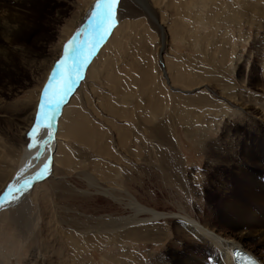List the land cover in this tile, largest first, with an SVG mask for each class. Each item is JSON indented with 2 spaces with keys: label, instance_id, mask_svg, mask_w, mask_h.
Wrapping results in <instances>:
<instances>
[{
  "label": "rangeland",
  "instance_id": "374dc122",
  "mask_svg": "<svg viewBox=\"0 0 264 264\" xmlns=\"http://www.w3.org/2000/svg\"><path fill=\"white\" fill-rule=\"evenodd\" d=\"M95 1L97 0L37 1L34 17L36 27L24 43L26 47L33 50V56L32 54L30 57L17 56L16 70H12L10 74H1L4 92L3 100L0 102V141H6L10 137L18 139V125L31 112L33 99L41 94V101L43 100V91L50 82L49 66L53 57L59 54L57 48L62 42L65 31L72 30L78 16L84 10L90 9ZM181 1L122 0L119 18L123 26L131 25L134 33L127 35L125 33L119 38L121 49L114 42L105 53L104 61L98 64L97 77L88 79L78 95L79 105L83 111L98 128L109 135L106 147L112 152L116 151V155L120 154L116 156L119 157V161L115 162V159L105 155H93L82 144L62 138V143L68 142L73 149L76 166L74 169L65 170L61 165V168L56 167V179L51 178L33 189L26 198L29 206H27L28 211H25L26 217L23 224L18 223L15 214L8 216L5 214L8 211L0 214V247L4 248V252L0 250L3 264H159L161 255L171 250L170 242L173 235L171 230L175 229L176 225L175 222L170 221H165L160 226L171 232H163L164 234L154 237L149 242V246L143 243L132 244L129 238L122 237H111L109 243L105 241L100 242L99 245H90L81 239L68 237V228H78L81 222L95 224L94 222L98 223L97 220L102 217L106 220L108 216L131 215L128 210H124L125 207L115 204L103 195H97L93 189L86 186L87 182L82 172L88 171L89 168L93 169L94 162L102 161L103 167L118 168L123 167V163L129 160L133 169L128 167L127 176L131 177L132 182L136 183L137 178L141 177L147 182L150 177L160 179V172L153 168H148L147 176H141L140 166L133 165L136 163V156L129 152L131 141L136 138L135 135H142V138L146 135L139 116L141 109H145L149 101L156 97L160 98L158 94L151 92L154 79L168 93V98L171 97L170 107L165 112L163 120L166 121L167 127L170 128L178 143H176L178 148L183 153L187 163V169L185 168L184 172L187 171L186 173L189 174L187 175L189 182L185 185L180 184L175 192L171 189L172 197L163 196L151 182L147 183L152 190L154 189V193H157L155 199L151 197L147 199L146 191L141 190L139 194L147 199L146 204L160 212L177 214L188 212L194 217H204L206 210L211 208L210 210L215 212L208 219L212 226L227 229L222 222L224 219L219 217L221 212L226 210L222 205L226 194L233 191L237 197L239 195L249 197L250 192L242 191L239 179L227 170V156L231 145L239 151L251 147L252 154L257 153L258 150L263 152L262 128L253 122L250 123L252 120H249L247 115L225 116L220 124L212 123L211 128L204 127L205 124L204 126L194 124L195 119H192L193 121L189 124L183 122L176 111L179 103L176 104V99L171 94L185 88L181 85H174L175 87L171 88L169 77L164 70L168 69L170 62L186 60L193 72L200 74L203 72V75L205 74L208 78L207 81L196 86V94L207 89L210 96L217 99L216 97L223 91V84L213 82L212 76L216 77L215 75L218 74L221 75V79L224 78L225 83L228 80V83L234 82L237 89L242 87L243 81H249L246 90L262 98L264 96V66L258 61L260 58H256V53L264 55V6L258 3L248 4L249 8L241 28L243 34L249 37L248 42L240 41L239 30L236 26L232 27L233 34L236 36L233 51L237 57L235 56L236 58L232 60L234 63L230 69L234 73L229 74L225 66L220 64L221 62L218 65H216L217 62L213 63L216 48L214 44H220L221 34L218 37L212 36L209 40L204 39L196 49L179 38L174 39L173 36H178L174 28L177 27L175 22L178 21L180 25V16L185 12L183 19L190 18L189 13L183 9L186 6L184 0ZM262 3L264 4V0ZM225 25L224 22L220 24L221 33ZM181 26L183 27V23ZM205 27L208 31L205 37H208L215 29V24L208 22ZM149 34L153 36L152 40L148 39ZM208 42H210L211 51L207 45ZM37 60L43 62L41 68H38ZM144 71L148 75L146 78H144L146 75ZM117 75L121 80L115 85L110 77ZM143 82H147L148 88ZM110 102L120 107V111H128L127 114L123 117L120 111L112 112L109 109ZM142 104H145L144 107ZM140 106L141 109H139ZM21 109L24 111L20 113ZM189 109L191 110V107ZM248 110L256 117L259 116L257 109ZM194 111L195 114H199L201 110L196 108ZM209 118L214 119V116L209 114ZM117 127L122 129L119 131ZM122 131L121 136L126 135V144L122 143L119 136ZM121 146L125 149L123 150ZM2 148L3 145L0 144V149ZM127 153L131 155V158ZM244 159H246L244 153L236 157L239 163H242ZM81 162L84 164H80ZM96 167L99 168L97 165ZM104 172L99 178L97 173L96 180L101 186L106 187L110 183L105 177L103 178ZM223 183L226 184V188ZM129 185L125 183L126 188ZM200 190L204 191V194ZM177 214L173 217H180L176 216ZM23 225L24 228H22ZM64 230H67L66 236L63 233ZM248 244L254 243L248 241Z\"/></svg>",
  "mask_w": 264,
  "mask_h": 264
},
{
  "label": "bare ground",
  "instance_id": "6f19581e",
  "mask_svg": "<svg viewBox=\"0 0 264 264\" xmlns=\"http://www.w3.org/2000/svg\"><path fill=\"white\" fill-rule=\"evenodd\" d=\"M37 1L39 0H0V102L3 100L4 92L1 74H10L12 70H16L17 56L30 57L33 52L24 43L36 27L34 17ZM184 2L186 6L183 9L189 13L190 18L183 19L185 12L180 16L183 27L181 22L180 25L178 21L175 22L177 27L174 28L178 36H173L174 39L179 38L196 49L204 39L209 40L212 36L218 37L221 34L220 44H214L216 48L213 49L215 51V62L213 63L217 62L216 65H218L221 62L220 64L225 66L227 73L233 74V70L231 72L230 69L234 63L232 60L237 55L233 51L236 36L233 34L232 27L236 26L239 30L240 41L248 42L249 37L241 31L245 13L248 11V4L258 3L264 6L262 0H184ZM97 3L98 0L91 5L90 9L84 10L78 16L72 30L65 31L62 42L57 48L59 54L53 57L49 66L50 82L43 91V100L41 101V94L33 99L31 112L18 125V139L10 137L6 141H0L3 145L0 149L2 150L0 151V214L6 211L8 212L5 214L8 216L15 214L18 223L23 224L26 217L25 211H28L27 206H29L26 198L38 184L45 183L51 178L56 179L55 168H61L60 165L64 170L75 168L73 149L70 148L68 142L63 144L62 138L82 144L93 155H105L115 159V162L119 161V157L116 156L120 154L116 155V151L112 152L106 147L109 135L98 128L83 111L79 105L78 95L88 79L97 77L98 64L104 61L105 53L114 42L120 46L119 38L125 33L127 35L134 31L131 25L123 26L121 23L119 13L122 0H119L117 4L111 5L112 15L104 25L101 39L100 30L96 27L98 21L93 15L100 11ZM150 14L152 17V12ZM208 22H213L215 29L208 37H205L208 34L205 27ZM222 22L226 25L221 33L219 28ZM147 37L149 40L153 39L151 34ZM208 43L210 48V42ZM65 48L68 49L67 54ZM74 48L80 49V60H77L76 55L73 54ZM261 54L256 53V58H260L258 61L264 66V55ZM36 62L38 68L43 66V62L38 60ZM164 71L169 77L171 88L176 85L185 88V90L171 94L176 99V104L179 103L176 111L183 122L189 124L195 119L194 124L198 123L202 126L205 124L204 127L211 128L212 123L220 124L225 116L247 115L249 120H252L250 123L253 122L262 128L261 134L264 137V99H262L264 96L259 98L246 90L249 81H243L242 87L237 89L234 82L228 83V80L225 83L221 75L212 76L213 82L223 84H221L223 87L221 95L215 99L210 96L207 89L195 93L196 86L198 87V84L207 81L208 78L205 74L203 75V72L201 74L193 72L186 60L170 62L168 69ZM145 74L144 78L148 77L147 73ZM110 80L116 85L121 78L117 75L110 77ZM143 83L148 88L147 82ZM151 85V92L158 94L161 99L156 97L149 101L145 109H141V106L144 107L145 104L139 107L141 109L139 116L145 127L143 132L146 135L144 138L142 135H135L136 138L131 141L129 152L136 156V163L133 165L140 166L141 176H147L148 168H153L160 172V179L150 177L147 182L141 177L137 178L136 184L131 181V177L127 176L128 167L133 169L131 161L128 160L127 163H123V167L118 168H113L111 165L109 167L112 168L103 167L102 161L94 162L93 169L89 168L88 171L82 172L87 182L86 186L93 189L97 195H103L115 204L125 207L124 210H128L131 215L128 217L108 216L106 220L102 217L97 220L98 223L94 222L95 224L81 222L78 224L79 229L77 227L68 228V237L81 239L90 245L108 242L111 237H122L129 238L132 244L143 243L149 246V242L154 237L164 234L163 232L172 231L171 250L161 255L158 260L159 264H236V259L233 257L235 249L252 254L264 264V151L258 150L257 153L252 154L251 147L240 151L237 149V151L231 145L227 156V170L239 179L241 190L250 192V194L249 197L240 195L237 197L233 191L226 194L225 200L222 201L226 210L221 212L219 217L224 219L222 222L227 229L212 226L208 219L215 212L210 210L211 208L206 210L204 217H194L188 212L184 214L160 212L146 204L147 199L150 197L155 199L157 193H154V189L152 190L147 183L151 182L163 196L172 197L171 189L175 192L180 184L185 185L189 182V174L186 173L187 171L184 172V169H187V163L183 153L178 148V143L170 128L167 127L166 121L163 120L165 112L170 107L171 97L168 98V93L156 79ZM196 108L201 110L199 114H195L194 109ZM251 108L257 109L258 117L249 112L248 109L251 110ZM109 109L115 112L120 111L121 108L110 102ZM23 111L21 109L20 113ZM127 112L120 111V114L123 116ZM209 114H212L214 119L209 118ZM117 129L120 131L122 128L117 127ZM121 134L123 131L119 136L124 144L126 135L121 136ZM121 148L125 149L124 146ZM242 153L246 159L239 163L236 157ZM233 170L236 171L233 172ZM102 172H104L103 178L105 177L110 183V185L107 183L106 187L101 186L96 180V174L98 173L99 178ZM125 183L130 185L126 188ZM224 185L226 188L225 183ZM221 189L220 187L219 190ZM141 190L146 191L147 199L140 196ZM201 192L204 194V191ZM175 214L180 217H173ZM165 221L175 222L176 228L171 231L163 229L160 225ZM65 231L67 230L63 233L66 236ZM248 241L254 244H248ZM0 249L4 252L3 247ZM1 250L0 264H3Z\"/></svg>",
  "mask_w": 264,
  "mask_h": 264
},
{
  "label": "snow or ice",
  "instance_id": "6c2138e0",
  "mask_svg": "<svg viewBox=\"0 0 264 264\" xmlns=\"http://www.w3.org/2000/svg\"><path fill=\"white\" fill-rule=\"evenodd\" d=\"M118 2L119 0H98L97 7L100 8V11L98 14L93 13V15L98 21V24L96 25V27L100 30L99 35L101 39L103 38L104 25L107 21L110 20L111 15H112L111 5L117 4ZM72 51H73V54L76 55V59L80 60V56H79L80 49L74 48ZM65 53L66 54L68 53L67 48H65ZM56 106H58V104Z\"/></svg>",
  "mask_w": 264,
  "mask_h": 264
}]
</instances>
